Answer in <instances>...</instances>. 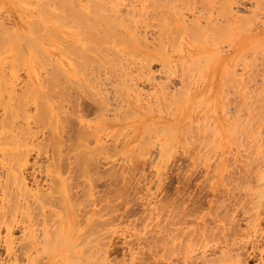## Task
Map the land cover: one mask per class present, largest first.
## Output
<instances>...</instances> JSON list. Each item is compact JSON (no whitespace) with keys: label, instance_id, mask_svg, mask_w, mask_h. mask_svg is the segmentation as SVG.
<instances>
[{"label":"rangeland","instance_id":"obj_1","mask_svg":"<svg viewBox=\"0 0 264 264\" xmlns=\"http://www.w3.org/2000/svg\"><path fill=\"white\" fill-rule=\"evenodd\" d=\"M113 1L0 0V264H264V0Z\"/></svg>","mask_w":264,"mask_h":264},{"label":"bare ground","instance_id":"obj_2","mask_svg":"<svg viewBox=\"0 0 264 264\" xmlns=\"http://www.w3.org/2000/svg\"><path fill=\"white\" fill-rule=\"evenodd\" d=\"M112 1H113V0H112ZM113 2H114V1H113ZM165 2H166V1H165ZM37 3H38V2H37ZM152 3H153V2H152ZM73 4H74V3H73ZM87 4H88V3H87ZM114 4H115V3H114ZM156 4H157V6H158V4H160V2L158 3V2L156 1ZM156 4H155V6H156ZM161 4H162V0H161ZM164 4H165V6H167V3H164ZM168 4H170V3H168ZM37 5L39 6L40 4H37ZM80 5H81V4H80ZM162 5H163V4H162ZM117 6H118V5H117ZM155 6H154V7H155ZM159 6H161V5H159ZM159 6H158V7H159ZM165 6H164V7H165ZM171 6H172V5H171ZM39 7H40V6H39ZM111 7L114 8V6H112V4H111ZM89 8L91 9V7H89ZM113 8H112V10H113ZM159 8H161V7H159ZM169 8H170V7H169ZM172 8H173V7H172ZM73 9H75V8H73ZM115 9H116V8H115ZM116 10H117V9H116ZM133 10H134V9H133ZM164 11H165V10H164ZM50 12H51V11H50ZM94 12H95V11H94ZM136 12H137V11H136ZM140 12H141V11H140ZM165 12H166V11H165ZM50 14H51V13H50ZM53 14H55V13H53ZM68 14H69V13H68ZM141 14H142V13H141ZM46 15H47V14H46ZM48 16H49V15H48ZM74 16H75L76 19H78V21H79V19H82L83 16H86V15H85L83 12H81L80 10H79V11H76V10H75V12H74ZM70 17H71V16H70ZM113 17H114V16H113ZM85 18L87 19V17H85ZM94 18H95V16H94ZM97 18H98V17H97ZM97 18H96V19H97ZM90 19H92V18H89V20H90ZM100 19H101V18H100ZM73 20H74L73 23L76 22L75 19H73ZM89 20H88V21H89ZM114 20H115V18H114ZM80 21H82V20H80ZM80 21H79V22H80ZM91 21L94 22L95 20H91ZM115 21H116V20H115ZM95 22H96V21H95ZM174 22H175V21H174ZM57 23H58V22H57ZM66 23H68V22H66ZM66 23H65L64 20L62 21V24H63V25H65ZM86 24H89V22L86 23ZM98 24L100 25L101 22H99ZM98 24H97V25H98ZM1 25H2V24H0V26H1ZM70 26H71V24H70ZM78 26H79V25H78ZM81 26H82V25H81ZM89 26H91V25H89ZM119 26H120V25H119ZM72 27H73V26H72ZM106 27H107V26H106ZM108 27H109V26H108ZM108 27H107V28H108ZM82 28L84 29V27H82ZM102 28H103V27H102ZM224 28H225V27H224ZM94 29L96 30V27H95ZM104 29H105V28H104ZM109 29H110V28H109ZM76 30L78 31V29H76ZM91 30L93 31V29H91ZM226 30H227V29H226ZM97 31H98V30H97ZM174 31H175V30H174ZM90 32H91V31H90ZM92 33H93V32H92ZM98 33H99V32H98ZM98 33H97V35H98ZM100 33H101V32H100ZM100 33H99L98 36H101L102 39H104L105 37H107V36H105V35H109L108 32H107V33H104V34H105V35H104L105 37H104V36H102L103 34L101 33V35H100ZM110 34H111V33H110ZM112 34H113V33H112ZM117 34H118V33H117ZM131 34L133 35V33H131ZM3 35H4V34H3ZM76 35H77V33H76ZM78 35H79V34H78ZM15 36H16V35H15ZM54 36H55V35H54ZM86 36H89V35H86ZM92 36H93V35H92ZM94 36H95V37H94L93 40L96 39V34H95ZM98 36H97V37H98ZM113 36H114V35H113ZM113 36H112V37H113ZM161 36H162V35H161ZM1 37H2V36H1ZM89 37H90V36H89ZM103 37H104V38H103ZM115 37H116V36H115ZM131 37H132V36H131ZM2 38H3V37H2ZM81 38H82V37H81ZM74 39H77V38H74ZM97 39H98V38H97ZM99 39H100V38H99ZM118 39H119V38H118ZM105 40H107V38H106ZM6 41H7V40H6ZM76 41H77V40H76ZM76 41L74 42L75 44H76ZM67 42H68V45H70V42H69V41H67ZM77 42H79V41H77ZM95 42H96V43H95ZM106 42H107V41H106ZM71 43H72V41H71ZM90 43H91V42H90ZM94 43L96 44L95 46H94ZM94 43H93L92 46H94V47H96V48L98 47L97 49L94 48V49H95V50H94L95 52H96V50L99 51V47L102 46L103 44H105V46L108 45L107 43H102V45H101V40H100L99 42H98L97 40H95ZM97 43H99L100 46H98ZM110 43H111V42H110ZM178 43H179V42H178ZM6 44H7V43H6ZM14 44H15V41H14ZM14 44H13V46H14ZM65 44H66V43H65ZM77 44H78L79 47L81 46V44H80V45H79V43H77ZM90 45H91V44H90ZM127 45H128V44H127ZM4 46H5V45H4ZM13 46H12V47H13ZM128 46H129V45H128ZM128 46H127V47H128ZM68 47H69V46H68ZM68 47H67V48H68ZM71 47H72V46H70V49H71ZM74 47H77V45H75ZM84 47H85V44H84ZM107 47H112V46L109 44ZM107 47H106V48H107ZM88 48H89V47L86 46V48H84V49H88ZM112 48H114V47H112ZM115 48H116V47H115ZM19 49H20V48H19ZM100 49H101V48H100ZM107 49H109V48H107ZM22 50H23V49H22ZM67 50H69V49H67ZM67 50H66V51H67ZM72 50H73V49H72ZM72 50H71V51H72ZM77 50L79 51L78 53H81V54H79V57H81V59H83V58H82V57H83L82 55H84L83 53L86 54V52L90 51L91 49L89 48V49L85 52V50H83V47H80V50H79L78 47H77ZM126 50H127V48H126ZM126 50H125V51H126ZM71 51H70V52H71ZM82 51H83V52H82ZM107 51H109V50H107ZM116 51H117V49H116ZM7 52H8V51H7ZM25 52H26V51H25ZM91 52H92V50H91ZM100 52H101V51H100ZM109 52H110V51H109ZM117 52H118V51H117ZM119 52H120V51H119ZM122 52H123V51H122ZM18 53H19V52H18ZM41 53H42V52H41ZM71 53H72V52H71ZM89 53H90V52H89ZM89 53H87V54H89ZM93 53H94V52H93ZM93 53H92V54H93ZM96 53H97V52H96ZM23 54H25V53H23ZM87 54H86V56H88ZM104 54H105V52H104ZM106 54L109 55L108 52H106ZM106 54H105V55H106ZM68 55H69V53H68ZM68 55H67V56H68ZM73 55H74V54H73ZM99 55L101 56V53H99ZM124 55H125V54H124ZM21 56H22V55H21ZM23 56H25V55H23ZM48 56H49V55H48ZM65 56H66V55H65ZM74 56H75V55H74ZM74 56H73V58L76 59L75 61H79V59L77 60V58H79L78 55L76 56L77 58L74 57ZM68 57H69V56H68ZM91 57H92V56H91ZM91 57H90V58H91ZM94 57H96V56H94ZM104 57H105V56H104ZM108 57H109V56H108ZM108 57L106 56V58H105L104 61L107 60V61H108V64H109V63H111V61L109 60L110 57H109V58H108ZM16 58H17V57H16ZM49 58H51V57H49ZM204 58H205V57H204ZM51 59H52V58H51ZM70 59H71V57H70ZM87 59H88V58H87ZM197 59H198V58H197ZM15 60H16V59H15ZM42 60H43V59H42ZM72 60L74 61V59H72ZM91 60L94 61V58L89 59V61H91ZM99 60H100V59H99ZM75 61H74V62H75ZM101 61H102V58H101ZM249 61H250V60H249ZM20 62H21V61H20ZM86 62H87V61H85V63H86ZM94 62H95V61H94ZM96 62H97V61H96ZM96 62L94 63L95 65H96ZM38 63H39V62H38ZM76 63H77V62H76ZM76 63H75V64H76ZM80 63H81V62H80ZM87 63H88V62H87ZM91 63H93V62L91 61ZM100 63H101V62H100ZM100 63H99V64H100ZM94 64H93V66H94ZM191 64H192V63H191ZM196 64H197V63H196ZM199 64H200V63H199ZM43 65H44V64H43ZM72 65H73V64H72ZM72 65H71V66H72ZM76 65L78 66V65H80V64L78 63V64H76ZM82 65H83V64H81L80 66H78L79 69L82 68V67H81ZM90 65H91V64H90ZM100 65H101V64H100ZM100 65H98V63H97V66L99 67L98 69L101 70V68H103V65H101L102 67H100ZM63 66H65V64H64ZM63 66H62V68H63ZM77 66H76V67H77ZM185 66H186V65H185ZM198 66H199V65H198ZM56 67H57V66H56ZM58 68H59V67H58ZM60 68H61V67H60ZM64 68H66V70H65V69L63 70V69H62V70H63V73H64V75H62V76H64V78L61 77V78L64 80V81L62 80V81H63V84L65 83V81H66V82H69V83H70L71 81H73V82L75 81L74 84H73V82L70 83V84L72 85L71 87H68L69 90H70V88H72L71 90H73V88L75 87V84L78 83V85H79V82L76 81V79L73 80L72 78H69L70 75L68 74V70H67L68 67H64ZM72 68H73V67H72ZM88 68H89V67H88ZM93 68H94V67H93ZM104 68H107V67H104ZM193 68H194V67H193ZM74 69H75V68H74ZM79 69H77V72H80V71H81V69H80V71H79ZM90 69H91V66H90ZM90 69H89V70H90ZM95 69H96V68H95ZM95 69H93L92 71H94ZM187 69H188V68H187ZM60 70H61V69H59V72L62 71V70H61V71H60ZM89 70H88V71H89ZM100 70H98V72H99V73H102V72H100ZM104 70H105V69H104ZM75 71H76V70H75ZM82 71H83V72H82L83 75H84L85 73L88 72V71L85 72L86 69H85V70L83 69ZM102 71H103V70H102ZM121 71H122V70H121ZM166 71H167V70H166ZM184 71H185V70H184ZM190 71H191V70H190ZM71 72H73L72 69H71ZM192 72H193V71H192ZM89 73H91V74H88V76H87V74H85L84 77L86 78V76H87V78H89V75H90V76L93 77V78H90V79H94L95 76H96V78L98 77V78L100 79V76H99L98 73H95V74H97L98 76H97V75L94 76V75H93L94 72H91V70L89 71ZM104 73H105V72H104ZM61 74H62V72H61ZM70 74H72V73H70ZM74 74H75V73H74ZM78 74H79V73H78ZM121 74H122V73H121ZM197 74H198V73H197ZM11 75H12V73H11ZM68 75H69V76H68ZM100 75H101V74H100ZM123 77H124V76H123ZM187 77H189V76H187ZM76 78H77V77H76ZM78 78L80 79V76H79ZM87 78H86V79H87ZM96 78H95V80H97ZM108 78H109V77H108ZM120 78H121V76L119 77V79H120ZM79 79H78V80H79ZM99 79H98V80H99ZM101 79H102V78H101ZM69 80H71V81H69ZM82 80H83V78L80 79L81 87L84 86V87H85V88L83 87L84 90L86 89V91H87L88 86H85L86 80H83L84 85L81 83ZM95 80H94V82H93V86L91 85L92 88H93V87H95V88L90 89V88H91V87H90L89 89H90L91 91H92V90H93V91L95 90L96 93H97V92H100V93L104 92V90L102 91L100 88L98 89V90H99V91H98V90H97V87H98L101 83L104 84V85H105V83H103V82H101V81L99 80L100 83H99V81H98V82L96 81V83H99V84H96V83H95ZM84 81H85V82H84ZM87 81H90V80H87ZM90 82H92V81H90ZM118 82H119V81H118ZM125 82H126V81H125ZM7 83H8V82H7ZM94 83H95L96 85H98V86H97V87L94 86ZM65 84H66V83H65ZM102 84H101V85H102ZM122 84H123V83H122ZM127 84H128V81H127ZM68 85H69V84H68ZM73 85H74V86H73ZM104 85H103V87H104ZM4 86H5V85H4ZM31 86H32V85H31ZM69 86H70V85H69ZM105 86H106V85H105ZM125 86H126V85H125ZM0 87H2V84L0 85ZM14 87H15V86H14ZM57 87H58V86H57ZM79 87H80V85H79ZM81 87H80V88H81ZM86 87H87V88H86ZM76 88H77V84H76V87H75V90H76V91L74 90L75 92L78 91ZM8 89H9V88H8ZM32 89H33V87H32ZM32 89H31V91H33ZM63 89H64V88H63ZM65 89H66V88H65ZM68 89L64 90V93L68 92ZM105 89L107 90L106 87H105ZM82 90H83V89H82ZM84 90H83V91H84ZM90 90H88V92H89ZM12 91H13V90H12ZM10 92H11V91H10ZM70 92H71V91H70ZM88 92H87V93L85 92V93H86L87 95H89L90 93H88ZM34 93H35V92H34ZM61 93H62V92H61ZM77 93L80 94L79 91H78ZM93 93H95V92H93ZM66 94H67V95H66V97H67V96L69 95V93H66ZM81 94H82V93H81ZM81 94H80V96H81ZM83 94H84V92H83ZM183 95H184V94H183ZM32 96H33V94H32ZM32 96H31V97H32ZM43 96H44V95H43ZM61 96H63V94H62ZM83 96H84V95H83ZM104 96H105V95H104ZM24 97H25V96H24ZM64 97H65V96H64ZM12 98H13V97H12ZM73 98H74V97H73ZM75 98H76V97H75ZM65 99H69V97H68V98H64V102L66 101ZM78 99H79V98H78ZM75 100H76V99H75ZM251 100H252V99H251ZM77 101H78V100H77ZM101 101H102V100H101ZM70 103H71V102H70ZM127 103H128V102H127ZM63 104H64V103H63ZM230 104H231V103H230ZM67 105H68V102H67ZM126 105H127V104H126ZM65 106H66V105H65ZM208 107H209V106H208ZM223 107H225V106H223ZM244 107H246V106H244ZM235 108H236V107H235ZM238 108H239V107H238ZM246 108H247V107H246ZM249 108H250V107H249ZM75 109H76V108H74V110H75ZM105 109H106V108H105ZM233 109H234V108H233ZM13 110H14V109H13ZM41 110H43V108H41ZM236 110H238V109H236ZM228 111H229V110H228ZM242 111H243V110H242ZM102 112H103V111H102ZM105 112H106V111H105ZM224 112H225V111H224ZM239 112H240V111H239ZM246 112H247V111H246ZM42 113H43V112H42ZM69 113H70V112H69ZM103 113H104V112H103ZM40 114H41V113H40ZM42 115H43V114H42ZM223 115H224V114H223ZM225 115H226V114H225ZM37 116H38V115H37ZM226 116H227V115H226ZM236 116H237V115H236ZM253 116H254V115H253ZM263 116H264V115H263ZM201 118H202V116H201ZM207 118H208V117H207ZM254 118H255V117H254ZM248 119H249V118H248ZM205 120H206V119H205ZM209 120H210V119H209ZM199 121H200V120H199ZM202 121H203V120H202ZM194 123H195V122H194ZM251 123H252V122H251ZM198 124H199V123H198ZM230 124H231V123H230ZM232 124H233V123H232ZM251 125H252V124H251ZM11 127H12V126H11ZM193 129H194V128H193ZM198 129H199V128H198ZM232 129H234V128H232ZM196 130H197V129H196ZM10 131H11V130H10ZM246 131H247V130H246ZM263 131H264V130H263ZM232 132H233V131H232ZM6 134H7V133H6ZM8 134L10 135V134H12V133H8ZM84 134H85V133H84ZM251 134H252V133H251ZM4 135H5V134H4ZM6 137H8V136H6ZM9 138H10V136H9ZM11 138H14V137H12V135H11ZM247 139H248V138H247ZM12 142H13V141H12ZM263 142H264V141H263ZM10 144H11V143H10ZM13 145H14V144H13ZM19 156H20V154H19ZM22 156H23V155H22ZM16 158H17V157H16ZM19 158L21 159V156H20ZM20 159H16V160H18V161H16V162H20V165H21V164H23V163H21V162H23L22 160H24V158H22L21 160H20ZM26 162H27V161H26ZM16 164H18V163H16ZM20 165H19V164L16 165V166H18L17 169L20 170L18 173H22L21 169H19ZM18 170H17V171H18ZM22 175H23V174H22ZM22 175H21V176H19V175H18V176H15V178L18 177L17 180L20 181V183H18V185H19V184H20V185H21V184H24V185H22V186L25 187V186H26V183H24L25 179H24V177H23ZM15 180H16V179H15ZM13 181H14V180H13ZM25 182H26V181H25ZM5 183H6V182H5ZM260 183H261V182H260ZM6 184H7V183H6ZM20 185H19V186H20ZM262 186H263V185H262ZM262 186H261V187H262ZM25 188H26V187H25ZM16 189H17V185H16ZM37 193H38V192H37ZM35 194H36V192H35ZM11 195H12V194H11ZM36 195H37V194H36ZM36 195H35L34 197H37L39 194H38L37 196H36ZM261 195L264 196V191H263V193H262ZM41 197L43 198V196H41ZM41 197H40V198H41ZM16 198H17V197H16ZM22 199H23V198H22ZM24 199H25V198H24ZM258 199H259V201H258V200H257V201H258V203L260 204L262 198H258ZM12 200H13V199H12ZM15 202H16V201H15ZM37 202H38V201H37ZM41 202H42V200H41ZM17 203H18V202H17ZM39 203H40V202H39ZM39 203H38V204H39ZM42 203H43V202H42ZM263 203H264V202H263ZM20 204H21V203H20ZM38 204H37V205H38ZM44 204H45V203H44ZM44 204H43V207H44ZM12 205H13V204H12ZM39 205H40V204H39ZM15 206H16V205H15ZM262 206H264V204H263ZM11 207H12V206H11ZM19 207H20V205H19ZM23 207H24V206H23ZM40 207H42V205H40ZM13 208H14V207H13ZM17 209H19V208H17ZM27 209H28V208H27ZM21 210H23V209H21ZM24 210H25V209H24ZM41 212H43V211H41ZM262 212H263V211H262ZM23 214H25V213L23 212ZM40 214H41V213H40ZM259 214H260V213H259ZM21 215H22V214H21ZM4 216H5V215H4ZM30 216H31V214H30ZM25 217H28V216H25ZM47 218H48V217H47ZM26 219H27V218H26ZM31 223H32V222H31ZM31 225H32V224H31ZM33 225H34V224H33ZM7 226H8V225H7ZM28 226H29V225H28ZM41 226H42V225H41ZM7 228H8V227H7ZM26 228H27V226H26ZM29 228H30V227H29ZM43 228H44V226H43ZM72 228H73V226H72ZM76 228H78V227H76ZM10 229H11V228H10ZM10 229H9V230H10ZM38 229H39V228H38ZM67 229H68V228H67ZM84 229H85V228H84ZM84 229L81 230V231L79 230V231H80L79 233H80V234H81V233H85L86 230H84ZM93 229H94V228H93ZM7 230H8V229H7ZM7 230H6V232H7ZM27 230H29V229H27ZM31 230H32V229H31ZM33 230H34V229H33ZM74 231H76V229H74ZM74 231H73V232H74ZM77 231H78V230H77ZM28 232H29V231H28ZM87 232H88V229H87ZM89 232H90V231H89ZM7 233H9V231H8ZM7 233H6V234H7ZM12 233H13V232H12ZM42 234H43V235H41V237H42V239H44V241H46V242H47L48 240H51V241H52V244L50 243L51 241H48V243H47V244H49L51 247H52V246H55V245L58 246L57 244H59V243H61V245H62V242L68 243V241H69V243H70V241H71V243H72V244H71V245H72V250H73V251L75 250L74 253L78 251V250H77V247H76L78 242H76L75 239H72V238L69 240V236L67 235V232H66V233L61 232V230L58 229V228L53 229V230H51V231H49V229L45 228V230L43 231ZM86 234H87V233H86ZM88 234H89V233H88ZM24 235H25V234H23V236H24ZM73 235H74V234H73ZM73 235H72V236H73ZM76 235H77V233H76ZM90 235H91V233H90ZM90 235H89V236H90ZM7 236H8V235H7ZM9 236H10V235H9ZM11 236H12V235H11ZM25 237H26V236H25ZM37 237H38V234L36 233V231H35V232H29V234H28V236H27V238H28L27 243H28L29 245H32V246H37L38 244H36V243H39V242H37V241H39V240L37 239ZM75 237H76V236H75ZM87 237H88V236H87ZM23 238H24V237H23ZM10 239H11V238H10ZM40 239H41V238H40ZM67 239H68V240H67ZM77 239H78V238H77ZM87 239H90V238H87ZM54 240L56 241V243H57V242H58V243L55 244V243H54ZM25 241H26V239H25ZM5 242H6V241H5ZM12 242H13V241H12ZM88 242H90V240H89ZM42 243H43V242H42ZM44 243H45V242H44ZM53 243H54V245H53ZM45 244H46V243H45ZM89 244H90V243H89ZM29 245H28V246H29ZM63 245H64V244H63ZM71 245H70V249H71ZM78 245H79V244H78ZM6 246H7L6 249H7L8 251H10L12 245L10 244L9 240H8V244H7ZM56 246H55V247H56ZM33 248H34V247H33ZM36 248H37V247H36ZM57 248H58V247H57ZM68 248H69V247H67V249H68ZM14 249H15V248H13L12 251H13ZM20 249H21V248H20ZM51 249H52V248H48V250H51ZM55 249H56V248H55ZM59 249H60V248H59ZM61 249H62V248H61ZM61 249H60V250H61ZM70 249H68V250H70ZM30 250H32V249H30ZM24 251H25V250H24ZM56 251H57V249H56ZM61 251H62V250H61ZM63 251H64V250H63ZM194 251H195V250H194ZM45 252H46V251H45ZM50 252H51V251H50ZM50 252H49V253H50ZM53 252H55V251L53 250ZM29 253H30V251H29ZM29 253H28V254H29ZM57 253H58V252H57ZM62 253H63V252H62ZM14 254H15V253H14ZM28 254H27V256H28ZM63 254H64V253H63ZM78 254H79V253H78ZM82 254H83V253H82ZM25 255H26V254H25ZM53 255H54V254H53ZM64 255H66V254H64ZM75 255H76V253H75ZM79 255H80V254H79ZM79 255H76V256H79ZM13 256H14V255H13ZM16 256H17V254H16ZM27 256H26V258L29 259V257H27ZM51 256H52V254H51ZM67 256H68V255H67ZM69 256H70V255H69ZM72 256H73V255H72ZM83 256H84V255H83ZM9 257H10V255H9ZM37 257H38V256H37ZM58 257H59V256H58ZM60 257H61V256H60ZM51 258H52V257H51ZM74 258H75V256H74ZM78 258H79V257H78ZM78 258H77V259H78ZM14 259L16 260V258H14ZM48 259L50 260V256H49ZM53 259H54V257H53ZM53 259H52V261L49 262V260H48L47 262H49L50 264H54V263H56ZM55 259H56V257H55ZM75 259H76V258H75ZM77 259H76V260H77ZM17 260H18V259H17ZM17 260H16V261H17ZM57 260H58V258H57ZM70 260H71V259H70ZM186 260H187V259H186ZM16 261H15V262H16ZM78 261H79V260H78ZM47 262H46V263H47ZM33 263H34V262H33ZM8 264H9V263H8ZM16 264H18V263H16Z\"/></svg>","mask_w":264,"mask_h":264}]
</instances>
